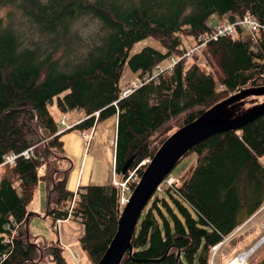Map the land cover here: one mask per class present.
I'll use <instances>...</instances> for the list:
<instances>
[{
	"label": "trees",
	"instance_id": "1",
	"mask_svg": "<svg viewBox=\"0 0 264 264\" xmlns=\"http://www.w3.org/2000/svg\"><path fill=\"white\" fill-rule=\"evenodd\" d=\"M223 23L233 30L218 34ZM147 38L159 46L131 54ZM127 70L133 80L122 87ZM262 86L264 0H0V162L17 155L0 183V264H71L59 241L31 239L29 205L41 178L50 198L45 214L83 225L80 242L94 264L109 249L123 191L114 182L68 188V172L60 170L69 165L66 133H91L117 116L114 170L133 192L131 176L141 180L173 133L235 93ZM262 99L249 96L224 115ZM54 104L63 114L83 109L84 117L63 129L66 117L54 116ZM194 151L198 160L185 178L168 174L148 201L120 264H211L214 247L264 204V115L208 137L183 158Z\"/></svg>",
	"mask_w": 264,
	"mask_h": 264
},
{
	"label": "rangeland",
	"instance_id": "2",
	"mask_svg": "<svg viewBox=\"0 0 264 264\" xmlns=\"http://www.w3.org/2000/svg\"><path fill=\"white\" fill-rule=\"evenodd\" d=\"M8 9L9 7L2 8L1 14L5 15ZM213 22H215V20H211V23ZM186 43L189 47L191 45L193 46V41H190L189 39L186 40ZM149 44L159 46L158 42L154 41L153 39H143L134 45L133 49L131 50V54L139 52L144 46ZM197 60L198 62L203 64L205 61L203 54ZM167 63L168 60L164 61L163 64ZM206 67L209 68V66ZM132 80L133 74L130 70H127L121 81L122 87ZM216 80L218 81V83H220V79L218 77H216ZM128 89L131 91L133 88L129 87ZM253 102L254 101H249L248 103H246L244 107L245 110L253 107L255 105V103ZM246 105L248 106L246 107ZM51 111L58 120H61L65 116L67 120V126L72 122V119L82 117L85 114L83 109L72 110L69 111L67 114H63L59 111L55 104L51 106ZM70 112H72L71 115ZM105 123H108V121ZM105 123L101 122L99 125L96 126V131L92 132L93 134L90 142H86L87 140L82 137V133L77 130L66 133L65 143L67 145V149L69 142H74L78 140L81 141L82 147L81 154L76 153L75 151L73 152V154L75 155V159L77 160V166L73 170H71L67 175V186L75 192L78 191L77 180L79 177V164L80 162H82L84 151H86L85 160L87 157V153L89 154L90 160H96L94 164V177L92 180L93 183H109L110 181H113L111 179L112 175H117L113 167L112 140H115L116 136V130L114 127L115 125ZM67 126L62 127L64 129L67 128ZM106 128L107 132L105 135L104 130ZM162 133L163 128L159 132L158 136H160ZM88 134L90 135L91 133L88 132ZM197 160L198 155L196 151L189 153L176 165V167L172 170L171 175L179 179H184L186 173H188L189 169L197 163ZM71 166L72 165L69 163L68 167H65L64 170H69ZM44 173L45 166L40 168V174ZM244 175H246V171H243L242 176ZM138 177L139 176H137L136 174L131 176L133 181H136L137 183ZM84 182L86 181L84 180L83 183ZM129 183L130 180L127 184ZM39 185L41 186V188H39ZM47 186V180L41 178L37 186L36 194L29 205L30 210L33 212L28 221V230L31 234L32 241H34L38 245H43L48 244L50 242L56 243L59 238L60 243L63 244L65 242L70 244L71 249L80 256L81 264H94L91 255L82 246L80 242V237L84 233V227L81 223H79L75 219H67L65 221H61L59 223V227H57V229H60V234H58L55 228H53V218L45 214L47 210ZM131 194L132 192H130V194L128 193L127 197H130ZM74 197V201L70 202V209H73V205L76 201V194ZM67 254L69 255L68 252ZM244 254L248 255V258L244 264H264V204H262V206L254 214H252V216H250L243 224H241L232 235H230L224 242L218 244L214 248V254L211 262H213V264H227L233 258L235 259V257L237 258L239 255ZM69 260L71 264L75 263L73 257H69Z\"/></svg>",
	"mask_w": 264,
	"mask_h": 264
},
{
	"label": "water",
	"instance_id": "3",
	"mask_svg": "<svg viewBox=\"0 0 264 264\" xmlns=\"http://www.w3.org/2000/svg\"><path fill=\"white\" fill-rule=\"evenodd\" d=\"M253 95L264 96V86L239 91L218 102L196 120L178 129L163 143L124 206L116 235L98 264H120L126 251L132 250L131 240L143 209L159 185L190 149L208 137L240 129L264 115V99L238 115H224L228 107ZM132 162L133 159H129L125 163L122 169L123 174L128 171Z\"/></svg>",
	"mask_w": 264,
	"mask_h": 264
},
{
	"label": "crops",
	"instance_id": "4",
	"mask_svg": "<svg viewBox=\"0 0 264 264\" xmlns=\"http://www.w3.org/2000/svg\"><path fill=\"white\" fill-rule=\"evenodd\" d=\"M68 113V112H67ZM66 113V114H67ZM71 113L72 112H70V115H71ZM84 116H82V117H78V118H74V119H72V122L67 126V127H70L71 125H73V124H75V123H77L79 120H81L82 118H83ZM115 118V119H114ZM108 121V123H105V122H107ZM103 123H105V124H113V125H115L114 127H115V130H116V123H117V116H114V117H111V118H109V119H107V120H105V121H103ZM66 125H67V120H66ZM97 125H99V124H97ZM96 125V126H97ZM94 131H96V129H94ZM93 131V132H94ZM105 132V135H106V132H107V128L104 130ZM87 132V131H86ZM93 134V133H92ZM65 137H66V134L63 136V140H64V143H65ZM82 137L83 138H85L84 137V134L82 133ZM91 140V139H90ZM86 141V140H85ZM113 141V167L115 166V164H114V153H115V145H116V140H112ZM87 142V141H86ZM90 142V141H89ZM67 147V145H66V143H65V151H67V154H66V160H68L69 161V163L72 165L71 166V170H73L76 166H77V164H76V162H77V160L75 159V155L73 154V152L75 151L76 153H80L81 154V141L80 140H78V141H74V142H69V145H68V149L66 148ZM13 154V153H12ZM85 154H86V151H84L83 152V158H82V162H80V164H79V177H78V180H77V189L79 188V186L80 185H86V184H89V183H93L92 182V180H93V177H94V164H95V161L96 160H90L89 159V154L87 153V157H86V160H85ZM6 157V156H5ZM5 157H4V159H5ZM3 159V160H4ZM2 160V161H3ZM1 161V162H2ZM84 162V163H83ZM15 163H16V161H15ZM14 163V164H15ZM13 164V165H14ZM76 164V165H75ZM13 165H11V166H13ZM7 168H8V166H7ZM7 168H6V171H7ZM83 169V170H82ZM61 171H64V172H66L67 170H62V169H60ZM70 170V171H71ZM5 171V172H6ZM70 171H68V173L70 172ZM115 171V170H114ZM116 173V172H115ZM5 174V173H4ZM3 174V175H4ZM117 174V173H116ZM3 175H2V177H3ZM2 177H1V179H2ZM115 178L116 179H119V180H121L120 179V176H118V175H115V174H113L112 175V180L113 181H110V182H114L115 181ZM86 181V182H84L83 183V181ZM109 182V183H110ZM1 183V182H0ZM48 183V182H47ZM96 184H105V182H97ZM39 188H41V186L39 185ZM69 188V187H68ZM70 189V188H69ZM47 191H48V186H47ZM48 195H49V193H47V199H48ZM48 201H49V199H48ZM128 202V201H127ZM127 202L126 203H122L123 204V206H126V204H127ZM48 203H47V207H48ZM123 212V211H122ZM46 213V212H45ZM28 225V224H27ZM52 225H53V228H54V220L52 221ZM55 230L58 232V234H60V229H57V228H55ZM58 241L60 242V239L58 238ZM57 241V242H58ZM60 245L62 246V244L60 243ZM66 249V248H65ZM70 249H71V247H70ZM67 250V249H66ZM72 250V249H71ZM73 251V250H72ZM67 252L69 253V257L70 258H72V256H71V254H70V252L67 250ZM240 256V255H239ZM211 264H213V262H211Z\"/></svg>",
	"mask_w": 264,
	"mask_h": 264
},
{
	"label": "built area",
	"instance_id": "5",
	"mask_svg": "<svg viewBox=\"0 0 264 264\" xmlns=\"http://www.w3.org/2000/svg\"><path fill=\"white\" fill-rule=\"evenodd\" d=\"M221 27L225 28L226 31H223L222 29H219L218 30V34H223L225 32H228V31H232L233 30V25H230V24L223 23V24H221ZM128 92H130L129 89L126 90L124 92V94H127ZM92 132H91L90 135L88 133H84V137L86 136L85 139L87 141H89L91 139ZM23 155L26 156L27 158L30 156L29 155V152L23 153ZM16 158H17V155L16 154H9V155H7L5 157V159L2 162H0V182H1V177L5 173L7 166L8 165H13L15 163V161H16ZM128 181H129V179H127L125 181H122V180H119V179H116V178H115V181H114V183L116 185H119L121 187L122 191H123L122 203H126L128 201L129 197H127V194L128 193L130 194V192H131V189L129 187V184H127ZM169 182L170 183L174 182V179H170ZM176 184H178V182H176ZM76 197H77V195H76ZM74 199H75V197H74ZM74 199H73V201H74ZM61 221H65V220L62 219V218L56 217V219L54 220V228L59 227V223ZM14 234H15V232L12 234V236ZM10 240H12V238H8L7 239V241H10ZM63 246L70 252L71 256L73 257V259L75 261L74 264H81V258H80V256L77 253H75L74 251H72L67 245H63Z\"/></svg>",
	"mask_w": 264,
	"mask_h": 264
},
{
	"label": "bare ground",
	"instance_id": "6",
	"mask_svg": "<svg viewBox=\"0 0 264 264\" xmlns=\"http://www.w3.org/2000/svg\"><path fill=\"white\" fill-rule=\"evenodd\" d=\"M193 52H194V49L193 48H190L189 49V53L187 54V57H190V56H192V54H193ZM98 114L99 113H96V115L98 116ZM199 144V143H198ZM197 144V145H198ZM25 153H27V152H25ZM11 165H8V167H10ZM116 241V240H115ZM250 256V255H249ZM247 258H248V255H240V256H238L237 258H235V259H233L229 264H244L245 263V261L247 260Z\"/></svg>",
	"mask_w": 264,
	"mask_h": 264
},
{
	"label": "flooded vegetation",
	"instance_id": "7",
	"mask_svg": "<svg viewBox=\"0 0 264 264\" xmlns=\"http://www.w3.org/2000/svg\"><path fill=\"white\" fill-rule=\"evenodd\" d=\"M61 244H62V243H61ZM63 245H67V246L70 248V244H68V243H65V242H64V243L62 244V246H63ZM63 247H64V246H63Z\"/></svg>",
	"mask_w": 264,
	"mask_h": 264
},
{
	"label": "clouds",
	"instance_id": "8",
	"mask_svg": "<svg viewBox=\"0 0 264 264\" xmlns=\"http://www.w3.org/2000/svg\"><path fill=\"white\" fill-rule=\"evenodd\" d=\"M138 183H139V182H138ZM131 192H132V190H131ZM131 195H132V194H131ZM131 195H130V196H131ZM129 198H130V197H129ZM128 201H129V199H128ZM127 203H128V202H127ZM216 246H217V245H216ZM216 246H215V247H216ZM215 247H214V248H215Z\"/></svg>",
	"mask_w": 264,
	"mask_h": 264
}]
</instances>
